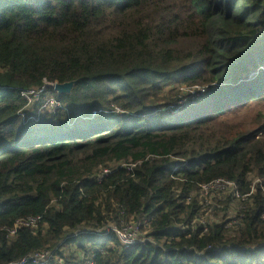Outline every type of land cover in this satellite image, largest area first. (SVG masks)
<instances>
[{"label":"trees","instance_id":"1","mask_svg":"<svg viewBox=\"0 0 264 264\" xmlns=\"http://www.w3.org/2000/svg\"><path fill=\"white\" fill-rule=\"evenodd\" d=\"M263 101L264 0H0V264H264V117L225 122ZM221 179L240 223L192 225Z\"/></svg>","mask_w":264,"mask_h":264},{"label":"rangeland","instance_id":"2","mask_svg":"<svg viewBox=\"0 0 264 264\" xmlns=\"http://www.w3.org/2000/svg\"><path fill=\"white\" fill-rule=\"evenodd\" d=\"M175 88L170 87V84L163 86V100L165 99L164 96L168 97V100L171 99L174 95H176L175 91L180 92L182 95L186 94L183 86L176 84ZM206 88V87H205ZM203 88V89H205ZM29 101H33L36 99L35 94L29 95ZM26 99V98H25ZM44 103L34 112V114H50L52 109L54 110L55 103L57 102L56 99L53 98V95L45 94L44 95ZM27 100V99H26ZM148 101H152V97H148ZM185 101V99H182ZM186 102V101H185ZM58 108L55 109V111ZM33 109H26V112H31ZM120 111V110H119ZM122 112V111H120ZM26 114L25 116H28ZM264 117V101L262 103H252L250 105L243 106L239 111L227 115L225 117V122L228 125L235 126L238 129H246L251 127L254 122L260 117ZM112 164V163H111ZM128 168L130 165H126ZM99 169V168H98ZM97 169V171H98ZM102 169V168H101ZM96 171V172H97ZM101 174H105L108 170H101ZM100 171V172H101ZM261 181L260 179H256L253 181V184ZM227 192L226 189H222L221 187L215 188H202L197 196L198 199V207H199V214L194 219L193 224H201L207 225V223H225V226L230 227L235 221H237L240 209V202L231 198L230 196L224 200L217 201V197L225 194ZM228 201V202H227ZM227 202V204H224ZM223 215H226L225 219H222ZM134 223V222H133ZM134 235H140V228L137 222L134 225H130ZM121 231V230H120ZM84 230H81L80 233H83ZM124 235V239H127L128 232L122 230L121 232Z\"/></svg>","mask_w":264,"mask_h":264},{"label":"built area","instance_id":"3","mask_svg":"<svg viewBox=\"0 0 264 264\" xmlns=\"http://www.w3.org/2000/svg\"><path fill=\"white\" fill-rule=\"evenodd\" d=\"M54 84H45V86L42 87L41 90L38 91L41 92L42 90H44V88L47 86L49 88H52ZM198 89H203V88H198ZM184 90L187 92L188 90L184 88ZM188 92H190L191 94L194 92L193 89H190ZM35 94V97L37 96V93H32L29 92V93H21V95L28 100V96L30 95H33ZM56 104V103H55ZM186 104L184 100H181V102L178 104V107L173 109V112H176L179 107H181L182 105ZM58 107V104H56L53 108L54 110L52 109V113L55 112V109ZM132 166V165H130ZM119 167H125L126 169H129L128 166H126V164H120ZM104 170H108L105 174H101L102 171L100 172L101 175H107L110 170L109 169H104ZM99 174V175H100ZM100 178V177H99ZM256 179H259L257 177H254V178H251V181H252V184H253V181L256 180ZM260 183V181H258L257 183L255 184H258ZM253 184V185H255ZM215 188V187H221L222 189H226L227 192L219 197H217V201H220V200H223L225 196H233L232 197H235L237 200L240 201L239 199V195L237 193H234L233 190L236 191V188H235V185L230 182V181H227V180H215V181H212L211 183L207 184V185H203L201 186V189L202 188ZM252 192V190H251ZM247 196L243 197L242 200H245ZM242 208V206L240 205V209ZM242 218V215H238V218H237V221H235L231 226L235 225V224H238L240 223V219ZM40 218L39 217H28L27 219H23L21 221H18L16 222V224L14 225V227L9 230V234L13 235L16 231V229L19 227V226H24V227H32V228H35L39 222ZM192 225H194L192 223ZM198 226H200L201 224H196ZM210 225V223H207V226ZM203 226H206V225H203ZM81 230H84L83 233H80ZM81 230H77L75 232L74 235H83V234H86V233H92V234H95L97 235L98 237L100 238H104L105 236L108 235V233L110 232H113L117 235V238L120 242V245L127 248V247H130L131 245H133L135 242H136V236L134 235V232L132 230L131 227H125L124 231L128 232L129 234L127 235V239H124V235L121 233L122 230L118 231L117 229H115V227L112 225V224H108L105 228H104V231L99 233L98 231H90V230H87V229H81ZM126 236V235H125ZM52 254V251H36V252H32V253H29L24 259L20 260L19 262H17L16 264H44L45 262H47L50 258ZM88 264H92L91 262H89Z\"/></svg>","mask_w":264,"mask_h":264},{"label":"water","instance_id":"4","mask_svg":"<svg viewBox=\"0 0 264 264\" xmlns=\"http://www.w3.org/2000/svg\"><path fill=\"white\" fill-rule=\"evenodd\" d=\"M75 82L71 81V82H65V83H55L52 87V89L54 90V92H56L58 95L61 94H66L69 93L71 91V89L73 88Z\"/></svg>","mask_w":264,"mask_h":264}]
</instances>
